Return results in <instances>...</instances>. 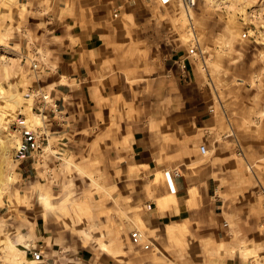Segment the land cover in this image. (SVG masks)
Segmentation results:
<instances>
[{"label":"rangeland","instance_id":"374dc122","mask_svg":"<svg viewBox=\"0 0 264 264\" xmlns=\"http://www.w3.org/2000/svg\"><path fill=\"white\" fill-rule=\"evenodd\" d=\"M27 8L0 0V264H36L29 245L45 249L56 264H95L101 252L124 264H264V0H197L190 13L182 0L155 4L143 41L163 43L168 60L143 64L147 77L123 80L111 98L104 100L100 90L97 109L82 111L78 121L68 109L70 123L49 126L38 147L31 131L44 120L30 92L49 83L38 80L31 65L42 64L49 50L34 52L32 38L28 46L18 41ZM185 58L222 100H241L248 89L257 107L253 135L238 155L239 221L219 242L200 240L199 228L175 219L154 221L156 207L166 209L172 200L157 197L150 184L120 189L130 180L122 168L136 104L149 102L153 86L171 88L170 82L152 84V71L161 77L166 64L182 72ZM24 133L30 139L20 149ZM204 226L207 235L216 228L208 219ZM134 228L146 233L151 248L132 242ZM227 239L231 252L221 253Z\"/></svg>","mask_w":264,"mask_h":264},{"label":"crops","instance_id":"0c3cea01","mask_svg":"<svg viewBox=\"0 0 264 264\" xmlns=\"http://www.w3.org/2000/svg\"><path fill=\"white\" fill-rule=\"evenodd\" d=\"M169 1L18 0L28 5L18 41L23 46L27 41L28 46L32 38L34 52L41 47L49 50L48 61L42 60L40 77L58 86L54 99L66 111L70 109L78 121L82 111L97 109L95 99L100 90L104 100L111 98L123 80L145 77L143 64L168 60L169 54L159 48L163 43L143 41V25L154 13L155 4ZM182 60L187 63L186 72L166 64L163 76L152 71V84L170 82L171 88L153 86L149 102L135 106L138 112L127 124L130 147L122 168L130 180L120 189L127 185L145 189L150 184L157 197L172 200L166 209L156 207L154 221L175 219L190 230L192 226L199 228L200 240L219 242L232 236L231 222L239 221L238 155L253 135L257 107L248 89L241 100L239 96L236 101L233 96L231 101L222 100L219 89L195 71L192 59ZM136 67L139 69L133 71ZM130 69L131 74H127ZM28 139L24 133L20 149ZM203 143L208 148L206 154L200 150ZM206 219L216 227L211 235L202 231ZM225 242L228 246L221 253H230L232 241ZM40 250L36 264H56L45 249ZM95 264L124 261L101 252L95 256Z\"/></svg>","mask_w":264,"mask_h":264},{"label":"built area","instance_id":"2783aa9c","mask_svg":"<svg viewBox=\"0 0 264 264\" xmlns=\"http://www.w3.org/2000/svg\"><path fill=\"white\" fill-rule=\"evenodd\" d=\"M182 1L189 13L190 10L195 8L197 5V0ZM181 65L184 68V71H187V63L182 61ZM31 68L34 72H36L37 79L41 80L40 73L42 72V66L40 61L33 60ZM48 85L32 87L30 92L31 96L34 97V106L44 120L39 131H31V138L37 147L41 145L40 139L44 140L46 138L47 134L45 133H47L49 126L55 124L58 126H67L70 123L69 115L67 114L65 106L59 105L54 99V91L58 89V86L55 84L50 89H47ZM200 150L202 153L206 154L208 152L207 145L203 143L200 146ZM176 175H179L178 171H176ZM130 237L134 244L142 245L144 248H151L153 245L150 238L140 228L132 229ZM35 247V245H32V247L29 245L28 250L34 257L40 256L41 250L39 249L36 251L34 250Z\"/></svg>","mask_w":264,"mask_h":264},{"label":"bare ground","instance_id":"6f19581e","mask_svg":"<svg viewBox=\"0 0 264 264\" xmlns=\"http://www.w3.org/2000/svg\"><path fill=\"white\" fill-rule=\"evenodd\" d=\"M162 202H164V201H162Z\"/></svg>","mask_w":264,"mask_h":264}]
</instances>
